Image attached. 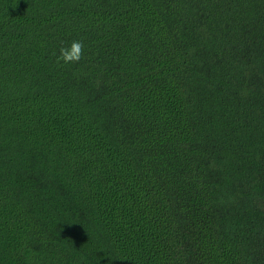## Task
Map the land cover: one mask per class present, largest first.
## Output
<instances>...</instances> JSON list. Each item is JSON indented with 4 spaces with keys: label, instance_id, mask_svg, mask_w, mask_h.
<instances>
[{
    "label": "trees",
    "instance_id": "1",
    "mask_svg": "<svg viewBox=\"0 0 264 264\" xmlns=\"http://www.w3.org/2000/svg\"><path fill=\"white\" fill-rule=\"evenodd\" d=\"M0 264H264V0H0Z\"/></svg>",
    "mask_w": 264,
    "mask_h": 264
},
{
    "label": "clouds",
    "instance_id": "2",
    "mask_svg": "<svg viewBox=\"0 0 264 264\" xmlns=\"http://www.w3.org/2000/svg\"><path fill=\"white\" fill-rule=\"evenodd\" d=\"M84 45L81 41H73L69 46L59 50L58 61L65 65L78 63L83 56Z\"/></svg>",
    "mask_w": 264,
    "mask_h": 264
}]
</instances>
